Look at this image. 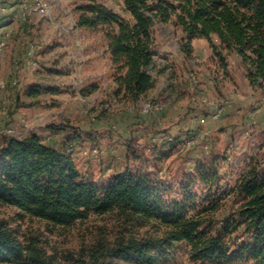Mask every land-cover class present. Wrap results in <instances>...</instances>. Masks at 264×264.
Here are the masks:
<instances>
[{"label":"trees","instance_id":"obj_1","mask_svg":"<svg viewBox=\"0 0 264 264\" xmlns=\"http://www.w3.org/2000/svg\"><path fill=\"white\" fill-rule=\"evenodd\" d=\"M122 3L131 19L96 0L76 8V25L101 29L106 38L115 96L138 99L154 86L147 72L156 55L154 27L168 20L183 30L185 52L195 37L205 38L223 71L228 56L237 53L250 85L264 87V0ZM97 87L87 84L81 94L87 96ZM45 90L34 85L26 95L36 97ZM64 135L62 145L45 142L36 133L5 136L0 145V264H160L181 250L192 261L264 264V170L257 162L251 161L241 173L232 190L240 201L230 212H219L218 194L194 212L185 210V201L175 200L166 211L142 175L118 172L102 189L85 180L70 153L82 133ZM86 137L94 139L92 134ZM196 171L204 185L220 179L215 165L211 170L201 165ZM3 207L14 209L15 217L3 216ZM90 214H112L116 222L97 227L89 241L83 238L76 246L52 243L50 235L56 230L68 229ZM26 217L38 219L44 229H22L20 221Z\"/></svg>","mask_w":264,"mask_h":264},{"label":"rangeland","instance_id":"obj_2","mask_svg":"<svg viewBox=\"0 0 264 264\" xmlns=\"http://www.w3.org/2000/svg\"><path fill=\"white\" fill-rule=\"evenodd\" d=\"M47 1L48 14L33 15L37 23L26 33L28 42L36 48L33 61L37 69L23 78V88L13 86L9 90L15 99L7 95L0 101V145L5 136L30 133L38 134L45 142L62 145L64 134L78 131L82 139L72 145L70 153L82 177L99 188L106 186L118 172L128 170L146 178L154 194L162 199L163 210L172 209L175 200L185 201V210L194 212L214 201L217 194L222 199L219 212L234 209L240 200L232 190L247 165L255 161L260 170H264V87L250 85L239 55L228 56L225 72L212 57L205 38L195 37L189 51L185 52L186 38L181 27L172 20L157 21L155 61L147 68L155 80L156 93L133 100L119 98L114 95L112 65L102 30L82 29L76 25L77 6L89 0ZM96 1L131 19L122 0ZM214 41H217L215 37ZM23 50L26 53V49ZM21 62L10 61V66L17 64L21 69ZM90 83L98 84L97 89L86 96L90 99L91 111L97 116L95 120L85 114L80 99L81 90ZM34 85L46 90L36 97L27 96L26 91ZM144 100H160L165 106L142 113L139 108ZM114 101L110 112L102 110L103 103ZM216 104L224 106V110L216 117L223 119L214 130L207 127V119H216L212 117ZM133 107L135 109L130 111ZM168 108L183 115V130L175 133L163 126L145 125L149 118ZM199 116L198 123L192 124L191 120ZM22 118L40 125L25 130ZM10 128L14 134L6 132ZM88 134L94 139H88ZM167 134L174 140H165ZM201 165L208 170L214 165L218 167L220 179L212 186L198 179L196 169ZM1 212L3 216L15 217L12 208L3 207ZM20 222L22 229L28 226L44 229L38 219L26 217ZM115 222L112 214H90L68 229L56 230L50 240L59 246H76L83 238L89 241L97 227H110ZM160 264L219 263L192 261L187 252L181 250Z\"/></svg>","mask_w":264,"mask_h":264},{"label":"built area","instance_id":"obj_3","mask_svg":"<svg viewBox=\"0 0 264 264\" xmlns=\"http://www.w3.org/2000/svg\"><path fill=\"white\" fill-rule=\"evenodd\" d=\"M48 9H49V3L47 0H16V1H2L0 0V15L2 16H7L10 20L12 21H17V20H24L29 22L30 24H36L37 21L34 20L32 17L33 15H42L45 16V14H48ZM35 17V16H34ZM47 19V18H46ZM59 24L61 25L62 22H59ZM67 32V30H66ZM67 37V36H66ZM10 38V31L8 30H4L1 34H0V53L5 50V48L7 47V43H8V39ZM35 45L33 43H29L26 53L22 59L21 62V68H25V67H30L32 69H35V62L33 61V56L35 53ZM153 64H151L149 66V68H151ZM18 65H15V68L18 69ZM11 83L13 84V86H15L16 88H23V79L22 76L18 77V76H12L11 78ZM0 86L4 87L5 86V82L1 81L0 82ZM80 99L81 102L83 104L84 107V112L87 116H89V118L91 120H95L97 118L96 114L93 113L91 111L92 107L91 106V102L90 99L86 96L80 95ZM116 103V101H114V103L110 104L108 102L103 103V105L101 106L102 110L104 112H110L113 108V105ZM165 106L163 101L160 100H144L141 103V107L139 108L140 111L142 113H149V112H154V111H158L163 109ZM217 110L216 113L212 115L213 118H216L220 115V113L222 112V110H224V106H222L221 104H216L215 105ZM135 108H131L130 111H133ZM263 115H264V110L262 111ZM21 124L23 126V128L25 130H31L33 127L35 126H39L40 123H32L29 120H26L24 118L21 119ZM6 132L8 133H15V131L13 129H6ZM26 136V135H24ZM23 135L17 136L16 138H22L24 137ZM153 140H156V137L152 138ZM165 140L167 141H173L174 137L172 135H166L165 136ZM190 144V142H188V145ZM67 152H70V149H67ZM94 153H96V150H93ZM98 159V158H97Z\"/></svg>","mask_w":264,"mask_h":264},{"label":"crops","instance_id":"obj_4","mask_svg":"<svg viewBox=\"0 0 264 264\" xmlns=\"http://www.w3.org/2000/svg\"><path fill=\"white\" fill-rule=\"evenodd\" d=\"M4 1V0H2ZM5 1H13V0H5ZM8 30L10 31V38L8 39L7 47L4 50L3 54L0 56V82L4 81L5 86H0V101L2 97L4 98L8 97L9 99H15L13 98L14 95L10 94V89H13V84L11 83L12 76L21 77L22 79L26 77L28 74L30 75L32 72H34L35 69H32L30 67H25L18 69L15 68V65L10 66V61L15 62V60L22 61L25 52L23 48L27 50L28 45L22 47L23 44L29 43V35L26 33H29L31 30H33V25L30 24L27 21H24L22 19L17 21L10 20L7 16L0 15V34L4 31ZM237 57V55L235 54ZM7 64V65H6ZM35 67L36 64H35ZM24 81V80H23ZM42 86V85H41ZM31 87V86H30ZM3 88V89H2ZM6 88V90L4 89ZM4 90V91H3ZM156 92H154V86L148 91V96L155 95ZM8 95V96H7ZM182 114L179 115L178 111H174L171 108H168L164 110L163 112H160L159 114L153 116V118H149V120L145 121V125H149L152 127H159L163 126L164 129L167 131L172 132H179L180 130H183L184 128V119ZM195 115V114H194ZM224 115V114H223ZM200 119L199 117L193 118L191 121L192 124L195 125V123H198ZM223 118H216V119H207V127L210 129H218L217 127L220 126V123Z\"/></svg>","mask_w":264,"mask_h":264}]
</instances>
